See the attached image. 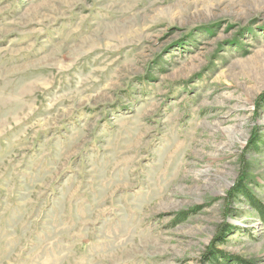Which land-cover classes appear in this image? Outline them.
Masks as SVG:
<instances>
[{
    "label": "rangeland",
    "instance_id": "obj_1",
    "mask_svg": "<svg viewBox=\"0 0 264 264\" xmlns=\"http://www.w3.org/2000/svg\"><path fill=\"white\" fill-rule=\"evenodd\" d=\"M239 182L264 0H0V264H264Z\"/></svg>",
    "mask_w": 264,
    "mask_h": 264
},
{
    "label": "trees",
    "instance_id": "obj_2",
    "mask_svg": "<svg viewBox=\"0 0 264 264\" xmlns=\"http://www.w3.org/2000/svg\"><path fill=\"white\" fill-rule=\"evenodd\" d=\"M255 141L253 142V147L256 148ZM234 195L244 196L250 202L254 208L260 212L262 219L264 220V206L250 193L248 188L243 182H239L233 189ZM219 258L218 251H212L208 257V260L217 262Z\"/></svg>",
    "mask_w": 264,
    "mask_h": 264
},
{
    "label": "bare ground",
    "instance_id": "obj_3",
    "mask_svg": "<svg viewBox=\"0 0 264 264\" xmlns=\"http://www.w3.org/2000/svg\"><path fill=\"white\" fill-rule=\"evenodd\" d=\"M242 34V33H241Z\"/></svg>",
    "mask_w": 264,
    "mask_h": 264
}]
</instances>
